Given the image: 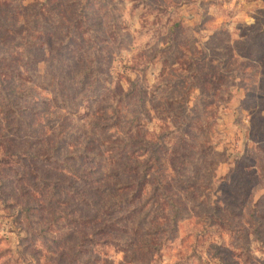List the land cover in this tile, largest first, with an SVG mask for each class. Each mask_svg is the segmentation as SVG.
<instances>
[{
  "label": "rangeland",
  "instance_id": "rangeland-1",
  "mask_svg": "<svg viewBox=\"0 0 264 264\" xmlns=\"http://www.w3.org/2000/svg\"><path fill=\"white\" fill-rule=\"evenodd\" d=\"M0 264H264V0H0Z\"/></svg>",
  "mask_w": 264,
  "mask_h": 264
},
{
  "label": "trees",
  "instance_id": "trees-1",
  "mask_svg": "<svg viewBox=\"0 0 264 264\" xmlns=\"http://www.w3.org/2000/svg\"><path fill=\"white\" fill-rule=\"evenodd\" d=\"M73 27L76 29L78 27V25L76 24ZM70 170L75 172V170H73V168H70ZM55 187H56V190L59 188L58 186H55ZM124 187L127 189L128 192H133L132 195H131L133 197L138 195V192L142 190V189L138 188V183H136L135 181H128L127 184L124 185ZM121 202H124V201H121ZM104 228L105 227H103V230L99 229L97 232L99 234H103L104 233Z\"/></svg>",
  "mask_w": 264,
  "mask_h": 264
}]
</instances>
